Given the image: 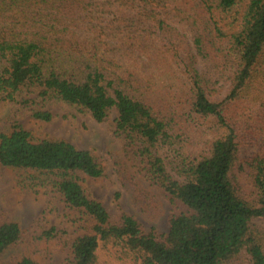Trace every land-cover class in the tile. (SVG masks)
Instances as JSON below:
<instances>
[{
  "label": "trees",
  "instance_id": "obj_1",
  "mask_svg": "<svg viewBox=\"0 0 264 264\" xmlns=\"http://www.w3.org/2000/svg\"><path fill=\"white\" fill-rule=\"evenodd\" d=\"M0 100L12 106L0 166L22 172L25 190L60 193L87 226L68 264H100L102 249L138 264H264V0H0ZM57 103L109 125L188 208L164 238L128 214L117 224L88 195L86 177H107L93 151L22 126L20 107L50 122ZM201 118L212 138L195 146ZM23 240L21 223L0 215V256Z\"/></svg>",
  "mask_w": 264,
  "mask_h": 264
},
{
  "label": "rangeland",
  "instance_id": "obj_2",
  "mask_svg": "<svg viewBox=\"0 0 264 264\" xmlns=\"http://www.w3.org/2000/svg\"><path fill=\"white\" fill-rule=\"evenodd\" d=\"M12 106L0 100V117H6ZM50 122L35 120L32 112L19 108V120L36 138L64 139L82 150H91L106 166L107 177L100 180L85 178L88 195L101 202L109 211L112 220L120 223L124 214L134 216L146 233H156L159 239L168 234L174 217L185 214L188 208L179 201H172L159 186L146 176L143 167L128 156L125 143L110 134L109 125L96 122L91 116L80 113L64 103L52 104ZM118 114L113 111L111 123ZM209 120L193 122V144L204 146L212 138ZM200 132V133H199ZM199 133V134H198ZM256 147L247 145L244 157L256 152ZM22 172L0 166V215L7 220H17L24 231V240L11 251L0 256V264L17 263L32 257L39 264H68L71 258L70 245L76 237L87 233L82 215L68 207L64 197L51 190L39 193L19 186ZM247 192L253 184L250 175L241 178ZM55 229V239L49 240L45 233ZM100 264H138L122 259L115 250L102 249ZM244 264H247L246 260Z\"/></svg>",
  "mask_w": 264,
  "mask_h": 264
}]
</instances>
